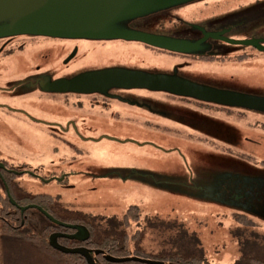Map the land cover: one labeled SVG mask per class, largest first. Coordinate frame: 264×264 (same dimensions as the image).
<instances>
[{"label": "rangeland", "instance_id": "obj_1", "mask_svg": "<svg viewBox=\"0 0 264 264\" xmlns=\"http://www.w3.org/2000/svg\"><path fill=\"white\" fill-rule=\"evenodd\" d=\"M194 3L182 2L174 6H163L161 12L172 11L171 14L183 16L193 10L191 8ZM249 13L252 15L250 21L245 16H241L240 20L234 19L233 29L236 32L227 34L234 35L237 41L253 40L264 43V29L260 28L264 25V9ZM193 16V22L197 23L204 18L205 13L197 11ZM240 24H245L246 27L240 29ZM193 26L192 28L183 23L172 27L166 25L160 36L172 42L194 43L201 37L195 31L200 30L201 26ZM33 44L36 42H28L26 47L29 49L26 52L28 59L36 54ZM162 50L167 52L161 51L159 55H152L148 51L127 48L120 50L111 59L117 67L141 73L161 72L172 75L177 70L179 78L209 89L234 94L264 86L262 65L247 67L246 64L237 63L231 55L223 63L217 59L219 62L194 61L181 64L176 56L168 54L178 50ZM236 50L238 48L230 49L231 52ZM85 55L88 62L97 64L100 61L94 48H89ZM109 59V56L103 58L102 62H108ZM18 63L19 58L16 62L9 60L5 70L0 71L4 75L1 85L10 80L7 76L9 72L15 73L22 66ZM43 69L44 66L42 71ZM34 72L39 74L35 70ZM29 86L27 83L23 88ZM1 99V102L9 105L26 107L30 114L38 117L52 116L46 114L45 110L79 113L90 111L86 115L102 112L100 104L94 105V100L67 98L37 89L21 93L14 100L4 97ZM132 99L141 101L140 110L143 112L127 102H115L112 104L114 107L110 110L111 113H103L107 116L101 114V118L116 116L105 121L127 124L118 126L112 137L103 141L79 143L82 150L80 154L75 149L78 147L76 142V147L73 148L60 140L48 138L43 132L37 134L29 130V125L20 122L22 116L25 118L24 115L0 113V159L16 165L26 162L48 166L50 163L59 165L64 158H77V155L82 158L86 155L91 160L103 163L101 173L69 176L64 183L42 181L30 174L16 179L27 192L52 195L67 207L93 216L97 223L98 238L113 227L123 228L125 223L120 219L130 207L137 206L141 215L138 220L128 218L127 231L131 237L137 232L140 233L139 229L144 230L142 236L131 240V248L140 243L152 255L186 251L199 254L207 264H233L239 258L241 243H253L256 252L264 256V228L259 226L262 224L252 229L258 239L253 238L254 235L244 227L238 231V227L243 226V220L237 221L236 217H243L238 211H242L244 205L229 203L216 189L205 184L209 173L220 171L217 164L210 160L209 153L216 151L215 154H223L225 158L228 156L217 145L202 139V134L216 133L214 129H209L214 121L220 122L225 129L229 127L232 132L235 128L253 125L249 107L217 104L219 106L216 108L208 109L198 100L181 98L166 91L146 89L134 90ZM151 110L155 118H152ZM139 112L140 121L149 124L128 123V114ZM118 117L123 119L116 120ZM114 126L112 123L108 128ZM70 135L74 134L71 132ZM225 145L231 146L228 143ZM40 156L43 158L35 159ZM237 161L247 165L245 172L241 169L238 172L245 177L242 179L241 189H251L253 186L264 189V172L255 170L260 166L254 161H241L240 158ZM96 165L101 164L93 166ZM231 165L239 166L233 159ZM59 173L57 171V175ZM223 192L226 197L228 190ZM237 232L239 233L236 236L234 233ZM0 264L57 263L30 242L0 235Z\"/></svg>", "mask_w": 264, "mask_h": 264}, {"label": "flooded vegetation", "instance_id": "obj_2", "mask_svg": "<svg viewBox=\"0 0 264 264\" xmlns=\"http://www.w3.org/2000/svg\"><path fill=\"white\" fill-rule=\"evenodd\" d=\"M150 4L154 6L152 1H150ZM92 6L93 4L91 2L88 12H91ZM111 6L115 7L116 4L111 3ZM261 8L264 9V0H198L193 4L191 8L193 10L183 16H176L175 14H171L170 12L172 11L162 13L160 9H155L149 11L144 15H141L139 17L137 16L134 19L127 21V24H125L121 29L122 31L132 32L134 34L142 36V40L114 38L111 39L110 37L106 36L105 39H103L101 35H99L95 39L72 38L75 35L63 33L59 36H55L54 33L48 29H46L43 33L22 32L2 36L0 37V71L5 70V66L7 65V62L9 60H14L16 62V60L19 58L18 64H21L22 66L19 67L20 70L17 69L15 73L9 72V75L7 76L10 78V80L6 81L3 85L1 84L4 82V75L0 72V100H3L1 99V97L9 100H14L17 96H20L21 93H26L36 89L42 90L43 93H47L49 91H45L40 85L47 80L49 81V83L61 79L71 80L85 72L117 67L113 64V59L111 58L117 56L122 49L134 48L139 51H148L152 55H159L160 53H162L161 51H164L163 53H165L167 51L162 49L167 48L161 49V44H164L161 41L168 42V48H174L178 50L177 52H168V54H171L174 57L176 56L181 64H190L194 61L219 62L217 59H220L222 61L221 63H223L225 61V58L231 55L234 57L237 63L246 64L247 67H252L254 65L264 66V43L255 41L260 45V48H257L253 45L244 46L241 44H236V42L240 43L242 41H237L234 35L227 34L228 32H236L235 29H233L234 19L240 20L241 16H245L250 21L252 19V15H250L249 12L257 11ZM112 10L114 11L115 8ZM197 11L204 12L205 16L199 22L194 23L193 20L195 18L193 16V13ZM115 12L117 13V11ZM84 13L85 12H82L78 15H83ZM20 17L21 16L18 15L12 20L4 21V23L15 22L16 20H19ZM97 22L101 23L102 21ZM177 23L187 24L192 28L194 27V24L201 26L200 30H195L196 32L201 34V37L196 42L191 43L187 41L172 42L171 40H167L160 36L161 32L163 30L165 31L166 25L172 27ZM245 27V24H240V29ZM72 28V30L77 29L74 27ZM260 28L264 29V25L260 26ZM93 30H95V28ZM92 33L94 35L96 31H92ZM205 38L206 41L203 44H210L211 46H198L197 42ZM28 42H36V44H33V46L36 47V54L30 59H28L26 54V52L29 50L28 48H26L28 47ZM89 48L95 49L96 55L100 60L99 63L93 64L92 62H88L86 60L85 54L86 52H88ZM231 48H238V50L231 52ZM74 50H77L75 57L72 58L68 63H65V60L68 59V57L73 53ZM108 56L110 57L109 61L102 62V59ZM42 66H44L43 71ZM34 70L39 72V74H35ZM27 83L30 86L28 88H23ZM5 85L7 87H4ZM134 90L137 89L112 88L106 91L95 93H81L70 90H53L55 91L53 93L62 95L67 98H86L94 100V105H97L99 103V107L102 109V112H93L94 114L89 113L88 115H86V113L90 111H80L81 113H79L73 111L61 112L58 110H45L46 114H50L52 116L48 117L43 115L42 117H38L36 115L34 116L30 114L27 110L28 108L26 107L24 108L22 106L9 105L1 101L0 113H20L25 117L23 118L22 116L20 122L29 125L27 126L29 130L36 132L37 134L38 132H43L46 136H48V138L50 137L53 140L55 138L56 140H60V142L66 143L67 145L75 148V142L78 146V144L81 142L91 143L108 139L112 137L113 132L117 131L118 126L127 124L121 123L119 121H105L111 120V118H116V116L101 118V114L108 115L109 112L111 113L110 110L114 107V105L112 106V104H115V102H127L131 106H134L136 109H138V111L143 112L142 110H140V108H142L140 106L141 101H138V99H132ZM238 94L250 97L251 99L257 100L258 102V104L252 102L250 105L235 104L237 106L249 107V114L253 119V125L238 127L233 130L235 141H237L233 146L231 145L227 147L225 145V142L221 141L224 138V134L220 131L219 126L212 128V130L214 129L216 131V136L219 135L216 141L211 140L209 139L210 137L206 136L201 138L206 140L207 142H212V145H217L218 149L222 150L225 153H228L233 157L235 156L237 158H240L242 161L247 162L254 161L255 164H258L262 169H264V86L258 87L256 88V90L253 89L247 91L246 93ZM201 105L207 107L208 109L213 107L216 108L217 106H219L207 101H201ZM140 112L129 113L127 120H130V122L128 123L133 125H141L144 123L149 124V122L140 121ZM155 117L156 116L153 113L152 118ZM122 119L123 118L118 117L116 120ZM112 123L115 126L113 128H108V126ZM71 132L74 135H70ZM69 140H72L73 142L71 143L69 142ZM75 149L79 151V154L80 151H82L79 146ZM41 158L43 157H35L36 160H40ZM94 164H101L102 166H93ZM103 165V163L98 162L97 160L89 159L86 155H84L82 158H78V155L77 158H64V160L62 159L60 161L59 165L50 163L48 166L43 165V163H40L38 165H31L27 164L26 162L16 165L9 163L7 160L0 159V176L3 177V183L5 184L4 192L8 194V199L13 205L12 208H14V211H12L11 213L16 214V211H20L23 225L27 224V221H29V217L25 216V213L29 210H37L44 217H46L39 209L35 207L31 208V206L42 208L39 204H18L17 202H14L13 196L10 193V181L14 182L20 192L30 193L20 187V185L16 181L17 177L23 176L25 174H30L31 176L40 178V180L42 181H58L60 183H64L69 176H79L82 173H101L102 168L104 167ZM57 171H60L59 175H57ZM30 194L39 195L35 193ZM10 197H12L13 201ZM24 208L28 209L23 211ZM67 208L73 210L69 207ZM131 208L139 207L132 206L127 210L126 214L120 219L124 223L130 217V215L128 216V212L131 210ZM73 211L82 212L79 210ZM244 216L236 217L237 221L240 219L243 220V226L238 227V231H240V228L244 227L245 230L250 231L252 235H254L253 238H255L256 234L252 229H255L259 225V223L258 221H256V219H253L247 215ZM90 217L94 219L93 216ZM2 218L3 217H0V219ZM8 218H10V216ZM4 220L6 219L4 218ZM68 226H85L90 231V239L87 241H81L80 239H71V237L78 235V231L76 229H72L70 227L67 228L65 226H63L65 227L64 231H55L51 235H62L58 238V243L65 248H87L91 250L92 257L96 261V263L104 264L103 261L100 260L103 257L105 258L104 251L100 250L103 251V253L97 254L96 251L98 249L91 247V245L89 244V242L92 240L93 231L95 232V229L91 228V224L89 226H86L73 223ZM259 226L264 228V224ZM143 230V228L139 229L140 233H143ZM238 233L239 232L234 234L237 236ZM80 236L83 237V235ZM241 246L242 248L239 257L243 254H246L247 256L251 257L264 258V256H261L258 252H256L253 243H241ZM51 258L56 260L54 256H51ZM115 258L118 257L115 256Z\"/></svg>", "mask_w": 264, "mask_h": 264}, {"label": "water", "instance_id": "obj_3", "mask_svg": "<svg viewBox=\"0 0 264 264\" xmlns=\"http://www.w3.org/2000/svg\"><path fill=\"white\" fill-rule=\"evenodd\" d=\"M150 1L154 4H150ZM198 0H0V37L22 33L35 32L43 33L46 29L51 30L55 36L63 33L75 35L72 38L95 39L99 35L103 39L110 37L111 39H130L142 40V36L132 32L122 31V27L127 21L148 13L155 9H162L163 6H174L179 3L196 2ZM93 4L91 12L90 4ZM111 3L116 4L115 7ZM115 10L113 11L112 9ZM117 11V13L115 12ZM85 12L83 15L79 13ZM20 15V19L15 22L4 23L6 20H12ZM97 21H102L98 23ZM77 28L72 30L73 28ZM66 28V29H65ZM95 28V30H93ZM118 30V31H116ZM96 31V33H92ZM207 38V37H206ZM206 38L199 40L197 45H201ZM161 48L168 49V42L161 41ZM244 46L253 45L260 48L255 41L236 42ZM264 49V48H263ZM77 50L65 60L68 63L75 57ZM177 70L171 74L159 73H141L114 67L111 69H102L82 73L71 80L61 79L54 82L44 81L41 85L42 89L49 92L70 90L81 93H95L106 91L112 88L124 89H146L154 91H166L176 96L207 101L213 104H243L250 105L252 102L258 104L257 100L239 94L218 91L200 86L192 81L177 77ZM219 126L220 131L224 134L221 141L230 145H235L234 132L227 127L226 129L220 122H212L209 129ZM230 130V131H225ZM203 137L216 141L219 135L212 133L202 134ZM202 137V138H203ZM216 151L209 153L210 160L215 162L220 171L212 172L207 175V187L216 189L222 195L224 200L229 203L243 204L242 211H238L240 215H247L264 224V189L253 186L251 189H241L244 176L238 174L240 169L242 172L247 170V165L240 164L236 157L225 153L215 154ZM235 160L239 166L231 165V160ZM241 160V159H240ZM242 161V160H241ZM256 171L264 172L261 167L255 168ZM227 189L228 193L225 197L223 190ZM12 200V197H10ZM13 201V200H12ZM39 209L51 222L58 225L70 227L78 231V235L71 239H80L87 241L90 239V232L85 226H68L59 223L42 208L31 206V208ZM28 208H24L26 210ZM242 212V214L240 213ZM80 235H83L80 236ZM62 235H51L49 238L50 246L64 254H78L87 260L88 264H97L93 259L91 250L87 248L68 249L58 243V238ZM103 251H96L97 254ZM107 261L113 263H126L130 261L140 262L143 264H164L162 262L144 260L140 258H124L119 259L112 256L106 257Z\"/></svg>", "mask_w": 264, "mask_h": 264}, {"label": "trees", "instance_id": "obj_4", "mask_svg": "<svg viewBox=\"0 0 264 264\" xmlns=\"http://www.w3.org/2000/svg\"><path fill=\"white\" fill-rule=\"evenodd\" d=\"M9 187L14 202H17L18 204H39L50 216H52L56 221L60 223H63L65 225L74 223L86 226H89L91 224V228H94L95 232L93 231L92 240L89 242V244L93 248L103 250L106 256H116L118 258L131 256L144 260L162 262L164 264H207L204 263L203 258L200 257L199 254L186 253V251L162 252L157 255H152L150 253H147L144 250V246L140 245V243H137L138 245L135 244V247L131 248V240H133L135 237L142 236L143 234L137 232L133 236L129 237L127 231V226H129L128 219L125 221L123 228L119 229L113 227L106 231L101 238H98L97 223L92 217L82 212H76L68 209L67 206H65L62 202H60L52 195H33L30 193L20 192L13 181H10ZM2 190L3 192L5 191V184L3 183V177L0 176V217H3L2 219H0L1 236H8L25 242H30L36 245L44 253H47L50 257L54 256L56 258L57 264H88L86 259L78 254H64L53 249L50 246L49 238L51 234L55 231H64L65 227L58 225L55 222H51L37 210H29L25 213V216L29 217V221H27V224L23 225V222L21 220V212L16 211V214L11 213L12 211H14V208H12L13 205L8 199V194L6 192L2 193ZM129 215L133 219L138 220L140 217L139 208H131V210L128 212V216ZM9 216L10 218H8ZM4 218L6 220H4ZM100 260H102L104 264H114L112 262H108L104 257ZM119 264L143 263L133 261ZM233 264H264V258H256L243 254L236 261H234Z\"/></svg>", "mask_w": 264, "mask_h": 264}, {"label": "crops", "instance_id": "obj_5", "mask_svg": "<svg viewBox=\"0 0 264 264\" xmlns=\"http://www.w3.org/2000/svg\"><path fill=\"white\" fill-rule=\"evenodd\" d=\"M39 250H41V249H39ZM43 252V251H42ZM46 256H48L49 258H51L47 253H44ZM52 259V258H51ZM55 262H56V260L55 259H53Z\"/></svg>", "mask_w": 264, "mask_h": 264}, {"label": "bare ground", "instance_id": "obj_6", "mask_svg": "<svg viewBox=\"0 0 264 264\" xmlns=\"http://www.w3.org/2000/svg\"><path fill=\"white\" fill-rule=\"evenodd\" d=\"M86 144V143H85ZM85 147V146H84Z\"/></svg>", "mask_w": 264, "mask_h": 264}]
</instances>
